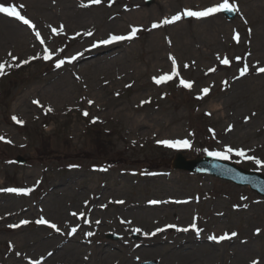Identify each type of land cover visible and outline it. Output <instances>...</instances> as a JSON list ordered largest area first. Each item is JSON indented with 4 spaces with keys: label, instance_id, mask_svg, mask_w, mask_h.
<instances>
[{
    "label": "rangeland",
    "instance_id": "374dc122",
    "mask_svg": "<svg viewBox=\"0 0 264 264\" xmlns=\"http://www.w3.org/2000/svg\"><path fill=\"white\" fill-rule=\"evenodd\" d=\"M75 1L0 0L5 7L15 6L34 25L23 31L0 23V28L10 26V33L24 38L23 45L17 44L13 34L6 35L9 31L0 29V63L4 61L2 64L5 65L0 75V136L4 137L0 140V198L8 196L12 200L10 214L16 218L10 230L3 232L0 229V264L6 262L11 251L22 250V246L16 243L15 234H27L25 243L51 242L45 247L48 249L55 245V235L67 236L70 228L78 226H82L79 235L82 254H87L88 264H92L96 252L103 249V255L108 257L103 264H122V251L127 250L125 243H139L141 233L133 232L131 225L124 226L120 212L162 197L194 201L196 206H191H195L194 209L182 211L172 207L160 212H193L199 215L198 223L211 217L210 212L217 206V212L224 213V219L232 223L226 229L239 232L244 238L249 235L251 224L260 230L255 244L258 247L256 254L261 256L264 253L263 198L248 188L172 169L178 153H182L187 160H194L209 155L213 150L225 152L231 147L233 152L228 153L229 159H220L264 176V149L238 156L236 151L243 149L225 140L226 134L232 135L235 141L239 140L235 134L238 129L230 123L237 118L255 122L252 131L259 141L264 142V75L258 72L257 65L248 61L261 55L256 45L264 40L258 33L264 28V13L251 6L260 0H229V4L238 9L235 20L230 22L217 12L210 15L214 18L212 21L201 20L203 24L199 25L192 22L193 17L184 15L185 10L202 11L224 0H153L151 7L146 6L148 0H101L94 7L96 10L88 12L71 6L72 12L81 14L78 17L82 18L87 13L90 20L82 27L80 36L72 30L54 33L52 29L59 22L69 26L59 15ZM82 1L93 3L92 0ZM88 13H101L104 19L92 23V16ZM177 14L181 15L178 23H182V28L188 32L180 44L175 37L168 38L170 29L163 23ZM109 17L112 19L108 21ZM215 20L218 21L217 30L213 29L217 26ZM108 24L112 25L106 29ZM153 24L158 27L153 28ZM133 28L137 31L131 39L106 44L109 45L107 49L100 44V51L85 61L90 63L110 57L113 64L106 72L79 73L85 78L86 92L73 93L59 102L45 92H39L41 87L49 86L48 79L57 75L60 69L56 67L57 61H66L73 52L82 47L89 48L111 35H132ZM42 45L51 52V59H44L46 53ZM260 52L263 53L264 49ZM13 56L17 59L13 60ZM170 57L175 59L179 75L173 74ZM225 58L229 60L227 65L222 63ZM24 60L29 62L21 63ZM17 64L20 66L17 67ZM245 66L247 71L241 76L240 70ZM162 75H173V78L168 82L155 83L153 77ZM109 77H115L117 81L114 83ZM91 79L95 80L94 90L90 87ZM181 79L190 82L191 88L184 87ZM108 88H112V92H108ZM203 88H209V92L203 93ZM235 93L239 94L236 105L227 106ZM86 94L95 106L108 107L110 101L115 100L105 113L95 112V106L86 104ZM41 96L52 100L53 105L45 103L43 105L49 106L44 107ZM33 101H39V104ZM49 108L51 111H48ZM114 108L121 109L114 111ZM102 114L107 116L106 120L95 123ZM13 116L23 124L16 123ZM133 117H147L152 124L158 125L151 130L146 126L140 129L143 136L140 143L134 146L125 141L127 130L133 128L128 119ZM207 128L214 140L208 135ZM172 129H177V133L170 135ZM161 140H187L190 146L167 147L157 143ZM19 155L28 158V164L14 165L13 160ZM249 157L259 159L261 163L257 164ZM171 178L178 184H171ZM9 188L30 191L26 194L5 191ZM55 200H62L60 208H54V204L50 203H56ZM76 202L79 204L76 205ZM121 204L126 205L124 210L118 208ZM5 212L0 209V227L1 223H6L1 222L7 215ZM66 212H75L83 217L81 223L77 215L76 221L66 219ZM175 213L167 217L150 216L156 226L146 232L155 230L162 239L149 248L141 249L137 255L142 254L143 257L136 264L153 261L167 264L162 263L161 258H170L176 247L182 244L192 246L182 239L185 237L179 238V231H182L179 229L188 228L189 231L193 229V224L189 220L182 222ZM247 213L257 219L248 222ZM45 214L59 230L39 229L37 221ZM88 225L93 231L90 236L87 235V227L85 229ZM12 226H15L14 230ZM157 229L162 230L157 232ZM156 234L149 238H157ZM225 234L229 235V232L225 231ZM109 235H116L118 240L108 239ZM170 243L174 245L169 247ZM36 244L39 248L36 262L45 264L49 258L39 257L45 250L38 242ZM162 248L164 250L161 251ZM229 250V243L218 246L216 264H230Z\"/></svg>",
    "mask_w": 264,
    "mask_h": 264
},
{
    "label": "bare ground",
    "instance_id": "6f19581e",
    "mask_svg": "<svg viewBox=\"0 0 264 264\" xmlns=\"http://www.w3.org/2000/svg\"><path fill=\"white\" fill-rule=\"evenodd\" d=\"M70 2L72 0H67V2ZM248 1V0H246ZM253 1V0H251ZM71 6H76L77 9H80L81 11H91V10H96L94 7H97L96 3H86L82 0H76L72 4H68L66 8L62 10L59 16L63 17L62 20H66L69 23V26L71 29H69L68 24L64 22H59L56 26H54L57 31L60 32H68L69 30L74 31V33L77 36L81 35V30L83 29L82 27L89 23L90 20L87 17V13H84V16L82 18L78 17V15L81 14H76V12H72V7ZM252 9H257L263 11L264 13V0H260V2L254 3L251 5ZM250 6V7H251ZM249 7V8H250ZM92 8V9H91ZM100 12V11H99ZM89 14V13H88ZM88 16H92L91 22L96 23L103 21L104 17L101 13H96L94 15L89 14ZM98 19V21H95V19ZM112 17L108 18V21L111 20ZM171 19V18H167ZM214 18L204 17V18H196L194 17L193 21L195 24H203L201 20H206L207 22L212 21ZM264 19V16H263ZM195 20V21H194ZM95 21V22H94ZM217 26L213 28L214 30H217L219 28L218 26V21L215 20ZM0 23H3L5 25H10L15 28H18L20 30L25 31L26 29L20 27L17 23L14 21H11L6 18H2L0 16ZM113 24V23H112ZM111 24V25H112ZM110 24L106 25V29L110 28ZM10 26H5L3 29L5 31H9L6 33V35L13 34L17 44H24V38L20 35H17L15 33H10L11 30H9ZM62 26V30H61ZM167 26L166 28L170 29V36H168L169 39L175 37V40L177 43L180 44V42L185 38L187 35V31L182 28L183 24L178 23V21H175L173 23L165 24ZM22 28V29H21ZM96 32V30H95ZM94 32V33H95ZM103 33V32H102ZM258 33L261 34L262 37H264V28L259 30ZM174 34V35H173ZM189 35V34H188ZM257 35V34H255ZM97 46L93 47V44L88 46L89 48L82 47L79 50L73 52L71 57L65 61V63L60 67L59 70H57V75L54 77H51L48 79V82L50 83L49 86H43L39 89V92H45L47 96H49L51 99L54 101H62L65 100V96L67 97L68 95H71L73 93L79 94L80 91L86 92V81L84 76L79 75V73H97L99 71H109L110 68L112 67V62L110 57H106L103 59H98L95 60L94 62L87 63V59L91 57L93 54H96L101 47L99 43H94ZM188 45V44H187ZM189 46V45H188ZM79 48V47H78ZM108 47H106L107 49ZM264 49V40H262V43H258L256 45V50L259 52V56H255L253 58L248 59L254 66H258L257 70L261 75H264V72H260V68H264V52L261 53V49ZM100 51V50H99ZM2 51H0L1 54ZM92 52V53H91ZM206 55V54H204ZM9 56V55H8ZM208 56V55H206ZM72 57H75V59H72ZM259 61L258 63H256ZM2 63V62H1ZM85 72V73H84ZM209 73V72H208ZM114 83L117 81L115 77H109ZM94 79V78H93ZM91 79V88L94 90L93 85L95 80ZM72 84H71V83ZM88 83V82H87ZM74 85V86H72ZM108 92H112V88L107 89ZM84 98L87 99V94L84 95ZM114 98L117 99L116 94H114ZM237 98H239V94L235 93V97L232 98L226 105L227 106H233L236 105L237 103ZM42 105L43 104H52V100L47 99L45 97H42ZM115 99H112L110 101V105L112 104V101ZM90 100H86V104L93 105L94 103L91 104L89 103ZM110 105L108 107L106 106H100L97 105L94 107V111H101L102 113H105V111L110 109ZM44 107H47L49 105H43ZM225 107V104L223 105ZM52 107V106H51ZM118 109L121 108H114V111H118ZM106 117L104 114L100 116L101 121H105ZM114 117V116H113ZM235 122H230L232 124V127H236L238 129V132L235 130V134L237 137L239 136V140L235 141L233 139L232 135H225V140L230 141L231 143L236 144L238 149H243L246 155H249L252 152H255L258 149H264V142L259 141L258 137L253 133L252 128H254L255 122L251 123L250 121L243 120V119H237L233 118ZM257 121H260L261 119H256ZM113 121L114 120H109ZM128 122L133 125V128H130L126 132V137L125 141L129 142L131 145H137L141 141V137L143 136L140 131V129L144 128L145 126L147 127L148 130L157 128L158 125H154L150 122V120L147 117L144 118H130L128 119ZM175 122V119L172 121V123ZM157 126V127H156ZM177 133V129H172L169 134L174 135ZM129 138L127 139V137ZM241 138V139H240ZM123 140V139H122ZM231 146V145H230ZM125 151L127 150V145L125 146ZM119 150V146L117 148ZM171 184H178V182L171 178L169 179ZM206 189V187H204ZM64 196V193L62 197ZM158 201L159 203H151V201ZM74 201V199H73ZM53 202H50L54 204V208L61 207V202L62 200H55ZM79 202H76V205H78ZM180 205V207H178ZM195 205L196 203L192 200H187V199H177V198H167V197H162L161 199H150L149 203H144L143 205L135 208V209H130L127 211H122L120 212V216L122 217V223L124 226H132L130 229L133 232L136 228H140L141 231V241L137 244L134 243H125V247L127 250L122 251L121 255V263L122 264H131L134 262L135 264L141 261L142 259V254L137 255V253L143 249V248H149L151 245H153L156 241H159L160 234H156L157 238H149L151 233L155 232H146V230H150L155 228L156 222H153V220L150 219V216L156 215L157 217L164 216L167 217L170 214H173L175 212H160L163 209H169V208H180L182 211H187L190 209H194V207H191ZM126 205H122L121 207H118L120 210H124ZM191 207V208H190ZM221 208V207H219ZM0 209L6 210L5 218L1 219V222L5 221L6 223H1L0 229L3 230H10L9 227L13 225L16 221V218L14 215H11L10 212H12V200L8 196H4L0 198ZM218 208L217 206L213 207V212H210L211 217L206 218L202 223H198L197 221V215L194 214L193 212H179L175 213L178 215V218L182 222H186L187 220L190 221L191 224H195V229L189 230L187 233L183 231H179V238L185 239L188 241L192 246H187V245H179L178 247L175 248V251L172 252L170 258H161L162 263H167V264H216V260L218 258V246H222L223 244L229 243L230 244V250H229V256L230 259L228 262L230 264H252L253 260H256L259 262V264H264V253L261 256H257L256 254V249L258 248L256 246V238L259 236V233H257V228L252 227L250 224V231L249 235H247L245 238L239 233L235 232L232 230H227V225L232 224L228 220L224 219V213H218L217 212ZM221 212L226 211L225 209H219ZM155 211V212H152ZM75 212H66L67 218L66 219H71V221H76V218L82 219V217H79L77 214L76 218L75 215H73ZM249 213V212H248ZM247 213V221L248 222H253L254 220L257 219L255 215H251ZM44 220L48 221V224H39V229L42 230H50V224H52V220L50 216L45 214V217H42ZM125 219V220H124ZM68 221V220H67ZM9 223V224H8ZM87 227V232H93L91 229V226H85V229ZM73 228H70L69 230V235H55L53 241L55 242L54 246H50L48 249H45L47 245H50L51 242H46L44 240L41 241H34V242H28L24 241V238L27 237L26 235H17L15 234L14 236L17 237L16 243H19L18 245L22 246V250L20 251H11V253L7 256L6 262L4 264H37L35 256L38 255V245L36 242L39 243V245H42V249L45 251L42 254H39V257H48L49 259L46 260L45 264H88L89 259H87V254H82L83 248H82V243L80 240V231L82 230V226H78L75 230V232L72 231ZM221 231H227L229 232V237L228 239H224L222 241H216V240H211L209 239L210 236H216L220 237L224 234ZM237 233L236 236H231V233ZM57 233V231H56ZM145 233H148L149 235H145ZM262 232L260 233V235ZM36 240H40L39 238H35ZM28 240V239H27ZM258 242V240H257ZM25 243V244H23ZM176 243V242H175ZM174 245V243H170L169 247ZM263 245V244H262ZM164 250V248L161 249V251ZM103 250H99L96 252L94 259L92 261V264H103L105 261L108 260V257L103 255ZM56 257V258H55ZM98 257V258H97ZM55 258V259H54ZM167 259V260H166ZM59 262V263H58Z\"/></svg>",
    "mask_w": 264,
    "mask_h": 264
},
{
    "label": "snow or ice",
    "instance_id": "6c2138e0",
    "mask_svg": "<svg viewBox=\"0 0 264 264\" xmlns=\"http://www.w3.org/2000/svg\"><path fill=\"white\" fill-rule=\"evenodd\" d=\"M93 3H96V4H99L101 2V0H92ZM21 8L23 7V5L20 6ZM236 11L238 10L234 5H231L229 4V0H224L223 3L221 4H218L214 7H208V8H205L204 10L202 11H192V10H185L184 12V15L186 16H190V17H196V18H204V17H208L210 15H213L217 12H220V11ZM0 13H6L7 15L9 16H13V17H16L18 20L22 21L24 24L26 25H29L30 27H34V25H32L31 21L26 19L25 16L21 15L19 11H17L16 7L15 6H11V7H5L3 6L2 4H0ZM181 19V15L180 14H177L175 16H173L170 20L169 19H165L163 21L164 24H169V23H173L175 21H178ZM155 27H158L157 24H153V28ZM61 30H62V26H61ZM52 31L54 33L57 32V29H52ZM137 30L135 28L132 29V35H129V36H123V35H111L108 39H104V40H101L99 41L98 43L99 44H110L112 42H116V41H123L125 39H131L133 35H135V32ZM89 35H91V33H88ZM36 36L39 37L40 36V33L37 32L36 33ZM238 39V34H237V37ZM41 44L44 43L43 39H41ZM97 45L96 44H93V47H96ZM45 51V55H44V59H50L51 58V53L48 52L47 49L44 50ZM9 55H11V53H9ZM13 60H16L17 58L15 56L12 57ZM72 59H75V57H72ZM170 59L173 60V74L174 75H179L177 69H176V62H175V59L170 57ZM237 59H240L239 57H237ZM29 61L27 60H24V61H21V63H28ZM65 63L64 60H59L56 62V67L59 68L61 67V65H63ZM222 63L224 64H229V60L227 58L223 59L222 60ZM17 67L20 66L19 64L16 65ZM4 67L5 65L0 63V75L3 74V70H4ZM210 71H214V69H210ZM247 71V66H245L243 69L240 70V75L243 76ZM260 72H264V68H260L259 69ZM173 78V75H162L160 77H153L155 83L157 84H160L162 82H165L167 80H171ZM180 83L186 87V88H191L192 84L190 82H187V81H184L181 79ZM203 93L207 94L209 92V88H203L202 89ZM33 103H36V104H39V101H33ZM89 103H92L91 101H89ZM48 111H51V109L49 108ZM85 116L88 115L87 112L84 113ZM12 119L18 123V124H23V121L19 120L17 117L13 116ZM0 140H4V137L3 136H0ZM8 143H11V141H7ZM157 143L159 144H163L167 147H189V142L187 140H183V141H172V140H161V141H157ZM233 152V148L231 147H228L226 149L225 152H209V155L211 156H216V157H220L222 159H229V156H228V153H231ZM236 154L238 156H244L245 153L243 150H237L236 151ZM249 159H255L254 157H249ZM255 162L257 164H260L261 161L259 159H255ZM5 191H9V192H17V193H27L28 189H19V188H9V189H5ZM243 199V197H242ZM118 203H123V201H118ZM151 203L155 204V203H159L158 201H151ZM73 215H76V213H73ZM22 223H28V221H23ZM37 223H41V224H48L49 222L46 221V220H38ZM50 227L52 228H57V226L55 224H50L49 225ZM170 227H174V226H170ZM191 227L193 229H195V224L191 225ZM59 230V229H57ZM75 228L72 229L73 232H75ZM162 229H157L156 231H161ZM179 230H182V231H188V228H184V229H179ZM134 231L136 232H140L141 229L140 228H136ZM257 233H259V229L256 230ZM156 233L153 232L151 233V235H155ZM87 235H92V233H87ZM145 235H149L148 233H145ZM237 233L233 232L231 233V236H236ZM230 238L228 236V234H225V235H222L220 237H216V236H210L209 239L211 240H216V241H222L224 239H228ZM252 264H259L258 261L256 260H253L252 261Z\"/></svg>",
    "mask_w": 264,
    "mask_h": 264
},
{
    "label": "water",
    "instance_id": "95a60500",
    "mask_svg": "<svg viewBox=\"0 0 264 264\" xmlns=\"http://www.w3.org/2000/svg\"><path fill=\"white\" fill-rule=\"evenodd\" d=\"M225 15L228 17V19H233L234 15L229 12L225 11ZM176 168L190 171L193 173H207L211 174L214 176H218L220 178H225V179H231L235 182H238L241 184V181L246 180L247 182L245 185L250 184L253 189L258 191L259 194L264 196V180L256 177V176H251L250 178H246L242 175L238 176H228V173H234L233 171L230 170L229 167H225L221 165L220 163L213 161V160H203V161H198V162H193V163H185L184 160L180 157L177 163ZM229 171V172H227Z\"/></svg>",
    "mask_w": 264,
    "mask_h": 264
}]
</instances>
